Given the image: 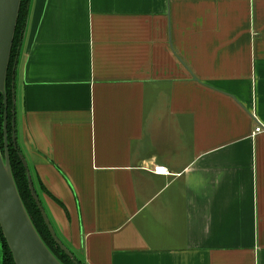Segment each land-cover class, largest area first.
Returning <instances> with one entry per match:
<instances>
[{"label":"crops","instance_id":"0c3cea01","mask_svg":"<svg viewBox=\"0 0 264 264\" xmlns=\"http://www.w3.org/2000/svg\"><path fill=\"white\" fill-rule=\"evenodd\" d=\"M14 71L18 144L86 264H264V0H30Z\"/></svg>","mask_w":264,"mask_h":264},{"label":"water","instance_id":"95a60500","mask_svg":"<svg viewBox=\"0 0 264 264\" xmlns=\"http://www.w3.org/2000/svg\"><path fill=\"white\" fill-rule=\"evenodd\" d=\"M20 4L21 0H0V95L3 97L2 102L4 104L3 151L0 146V229L14 264H64L45 244L31 221L17 189L9 161L6 78ZM14 83L15 80L12 82L13 105L15 104ZM15 124V115L13 114L11 136L14 147L18 144ZM23 165L26 169L31 195L52 239L66 255L71 257L70 248L57 234L46 210L36 196L30 169L25 159Z\"/></svg>","mask_w":264,"mask_h":264},{"label":"trees","instance_id":"16d2710c","mask_svg":"<svg viewBox=\"0 0 264 264\" xmlns=\"http://www.w3.org/2000/svg\"><path fill=\"white\" fill-rule=\"evenodd\" d=\"M30 0H21L19 14L14 34V39L11 48V54L9 59V66L7 71V78H6V93H7V139H8V151H9V161L10 166L12 169V174L19 191L20 197L24 203V206L33 222L36 230L38 231L39 235L45 242V244L50 248V250L64 263V264H86L82 259V256L79 252V255L75 254L71 251L72 256L66 255L60 247L55 243L52 239L47 226L42 218L40 210L31 195L26 169L23 165V160L25 159L23 151L20 145H16L14 147L12 141V126L11 120L13 117V112L15 114L14 105L12 101V82H14V67L18 62V53L21 46V41L23 37V33L26 26L27 16H28V9H29ZM2 95H0V146L3 151V114H4V104L2 102ZM33 187L36 193V196L39 202L42 204V201L39 197L38 190H44L43 187H36L32 174L30 172ZM0 264H14L12 255L10 250L6 244V241L2 235L0 229Z\"/></svg>","mask_w":264,"mask_h":264},{"label":"built area","instance_id":"2783aa9c","mask_svg":"<svg viewBox=\"0 0 264 264\" xmlns=\"http://www.w3.org/2000/svg\"><path fill=\"white\" fill-rule=\"evenodd\" d=\"M255 133L256 132H264V126L262 124H257L254 128ZM154 171L158 174H167L168 171L164 166H157L154 168Z\"/></svg>","mask_w":264,"mask_h":264},{"label":"rangeland","instance_id":"374dc122","mask_svg":"<svg viewBox=\"0 0 264 264\" xmlns=\"http://www.w3.org/2000/svg\"><path fill=\"white\" fill-rule=\"evenodd\" d=\"M45 207V206H44ZM45 209H46V207H45ZM46 212H47V214H48V211H47V209H46ZM49 215V214H48ZM67 246L70 248V250L71 251H73V249L69 246V244H67ZM75 254H77V255H79V252L78 251H73Z\"/></svg>","mask_w":264,"mask_h":264}]
</instances>
